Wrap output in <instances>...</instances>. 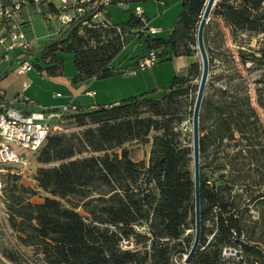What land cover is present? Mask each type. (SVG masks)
<instances>
[{"label":"trees","instance_id":"obj_1","mask_svg":"<svg viewBox=\"0 0 264 264\" xmlns=\"http://www.w3.org/2000/svg\"><path fill=\"white\" fill-rule=\"evenodd\" d=\"M205 2L182 0L165 39L149 35L134 13L122 25L110 23L108 5L100 22L74 21L63 28L42 46L40 59L48 74L56 75L61 72L56 51L71 52L77 83L120 74L110 64L131 39L143 42L156 59L193 57ZM211 17H219L232 38L264 34V0H217ZM210 31L205 26L209 66L226 59L224 34L215 32L218 40L211 43ZM237 56L241 66L261 70L254 82L255 106L241 78H229L203 95L200 239L189 264H264V120L257 112L264 114V45L253 52L239 49ZM194 77H200L196 62L174 77L160 99L141 94L66 115L83 130L48 136L36 155L39 165L57 164L36 170L37 188L48 195L41 203L30 202L34 191L7 174L8 226L40 264H174L173 258L187 254L194 237L192 149L177 128ZM137 142L150 146L147 161L129 158L126 144ZM123 239H132L134 249L122 250ZM224 247L238 250L239 258H223Z\"/></svg>","mask_w":264,"mask_h":264},{"label":"rangeland","instance_id":"obj_2","mask_svg":"<svg viewBox=\"0 0 264 264\" xmlns=\"http://www.w3.org/2000/svg\"><path fill=\"white\" fill-rule=\"evenodd\" d=\"M217 1V0H216ZM138 5L146 10L147 17L152 19L151 25L157 29H159L156 38H167L172 27L175 24V20L177 15L181 10V3L177 1L176 4L172 1L168 0H135L131 1L128 4L127 10H122L117 5H109L107 8L111 13L110 23L122 25L126 23L130 18V11H133L134 7ZM167 12L165 15L164 13ZM24 18L29 21V26L24 29L27 40H31L33 42V47L35 50V54L33 56L32 63L39 65L42 68V77L38 75V71L32 68V74L36 78L47 79L49 82L43 85L44 88L49 87V91L44 92L43 98H50L51 94L54 92H59L61 95H65L68 93L67 85L69 86H77L78 83H72L71 77L75 75V67L73 63V54L66 50H57L55 53L56 58L60 64L62 74L57 76H52L43 70L45 67L44 62L40 59L41 48L42 46L49 40L55 38V32L58 29V26L47 25L41 15L38 13L36 9H26L24 10ZM206 26L210 27L211 31L209 33L211 43L217 42L218 37L215 35V32L220 30L224 34L222 47L221 49L226 51V59L224 61L214 60L209 66L208 77L206 81L205 91L212 92L215 88H218L223 84L227 79L241 78L245 81L247 92L250 96L251 103L255 106V80L260 74L261 70H255V68L247 63L245 66H241L238 64L239 59L237 56V50H243L245 52H253L258 50L262 45H264V34L253 35L244 33L238 35L236 38H232L228 31L224 28L223 23L219 17H211V13L209 16V20ZM127 48L126 51L123 49ZM124 48L120 51V53L112 60V67H118L120 64L125 62L127 57H135V55H139L144 48L143 42H139L137 39H131L126 43ZM194 52V62L198 63L200 69V59L197 53V49L195 46L192 47ZM157 52V51H156ZM2 55V51L0 49V56ZM10 61H3L0 64V70H6V77H0V89L4 88L7 91L8 97L11 99L14 94L17 93L22 88L23 81L27 84H31L30 76H17L11 71ZM180 71H176L175 61H172L170 58L166 56H158L155 63L148 68H145L142 71H137V77L139 78L141 75H145V85L147 84V90H142L139 92L141 94H145L149 99H160L167 91V89L171 86L173 79L176 75H184L185 70L182 73ZM132 76H129V78ZM121 74H115L109 77L94 79L98 83H105L102 91L110 93L113 96H117L122 94L125 91V87L129 86V84H133V79H126ZM131 82V83H130ZM199 82L198 77H194L190 86L191 89L182 99V120L178 125V130L181 132V139L183 143L190 144L191 146V111L193 107V101L195 99V87L197 88ZM134 85V84H133ZM138 87H142V81L139 82ZM98 90L97 87H94ZM69 89V88H68ZM144 91V92H143ZM204 91V94H205ZM136 95V96H137ZM131 97V96H125ZM133 97V96H132ZM127 99V98H125ZM257 112L262 120H264V114L258 109ZM63 132L62 134H70L72 132L79 133L83 130L82 127H77L74 123L73 119H63L61 124ZM152 136V135H151ZM138 145V149L146 148L145 143L137 142L133 143L130 146H134L136 148ZM57 164H49V165H39L36 160L32 162L31 174L28 177V186L34 191V196L30 198V202H38L41 203L45 197L48 195L43 192L41 189L36 187V184L33 183L34 176L38 167H50ZM1 182V193L3 197L4 189L8 188L11 179L6 174L0 175ZM82 213L81 210H78ZM253 216L256 217V213L252 212ZM192 231H186L184 236L191 234ZM9 256H12L16 261H12L9 259ZM183 256H177L173 258L174 264H181ZM0 264H40L38 257H36L33 251L30 248L21 246L16 240L15 233L9 228L7 219L2 220V224L0 223Z\"/></svg>","mask_w":264,"mask_h":264},{"label":"built area","instance_id":"obj_3","mask_svg":"<svg viewBox=\"0 0 264 264\" xmlns=\"http://www.w3.org/2000/svg\"><path fill=\"white\" fill-rule=\"evenodd\" d=\"M109 0H0V49L2 57L7 59L10 53L17 52L12 62L11 71L24 75L33 68V47L27 40L24 29L28 26L23 18V9H36L47 25H57L55 38L63 28L76 21L81 25L90 26V22H100L102 9L108 6ZM134 15L140 18L145 27L143 12L139 7L134 9ZM89 19H87V17ZM148 33L154 34L155 29L148 28ZM54 38V39H55ZM156 61L154 52H148L140 58L135 66L120 70L124 76H135L137 71L151 67ZM28 85L22 84V90ZM92 95L93 93H88ZM56 96H60L56 94ZM78 106L68 103L58 109H47L37 112H20L8 104H0V175H15L20 179H28L31 174L32 162L50 135L63 132L62 122L66 115L75 113ZM33 183L36 184L35 181ZM37 187V185H36ZM0 217L8 218L0 182ZM138 231H143L141 228ZM122 250H133L132 239L120 242ZM238 250L224 247L223 258L235 257ZM182 263L186 254L182 255Z\"/></svg>","mask_w":264,"mask_h":264},{"label":"crops","instance_id":"obj_4","mask_svg":"<svg viewBox=\"0 0 264 264\" xmlns=\"http://www.w3.org/2000/svg\"><path fill=\"white\" fill-rule=\"evenodd\" d=\"M131 1H135V0H123L122 2L117 3L116 5L119 6L122 10H127L128 4ZM169 1V0H168ZM172 2H174V4L177 3V1H179L182 4V0H170ZM136 7H139L142 12H143V19L145 21V28H152L155 29L156 32L154 34H150L152 37H154L155 35H157L159 29L153 27L151 25L152 19H150L149 17H147L146 14V10L138 5H136L134 7V9ZM29 9V7H26L23 9V18H24V10ZM33 9V8H30ZM130 11V15L133 14L134 12ZM110 17H111V13L108 11ZM167 12L164 13V15ZM178 16V15H177ZM177 19V17H176ZM24 20L26 22H28V26H29V21L26 20L24 18ZM176 22V20H175ZM173 28V27H172ZM172 30V29H171ZM165 39V38H164ZM53 40V39H52ZM33 47V42L31 40H28ZM50 41V40H49ZM47 41V42H49ZM127 48H124L123 50L126 51ZM2 51V50H1ZM34 47H33V56H34ZM148 54V50L146 49H142L141 54L139 55H135V57H127L125 59V62L120 64L118 67H112V63L110 64V67L115 68L116 70H121V69H125L128 67H133L134 64L139 60V58L144 57ZM7 59H4L2 57V55L0 56V64L3 61H10L11 60V65L12 62L15 61V57H14V53H10ZM134 58V59H133ZM172 61H175V67H176V71H180L179 73H182L184 70H186V68L191 64L194 63V59L193 57H184V56H179V57H173L170 58ZM33 60V59H32ZM8 66V68L11 67ZM33 68L36 69L38 71V75L40 77H42L43 73H42V68L36 64L33 63ZM45 71V73L48 74L47 70H46V65L43 69ZM6 70H0V77H6L7 76V72L5 73ZM32 72V69L24 74V75H17V76H26L29 77L31 79V84H27L26 82L23 81V83H26L28 85V88L26 90H22V88L17 91L16 94H14L12 96V98L10 99L7 95V91H5L6 89L1 88L0 89V101L2 99L3 103L8 104L10 107L19 110L20 112H37V111H43V110H47V109H58L63 105H66L68 103H73L76 106H78L79 109H94L98 106H106L109 104H117L118 102L124 100L125 96H136L137 94H140L139 92H142V90H147V84L145 85V75H141L139 78L137 77V74L135 76H132L129 78V76H124V80L126 79H135L132 81V83L134 84H129V86L125 87V91L117 96H113L108 92H105L106 90L102 91V88L104 87L105 83H98L96 81H93L94 79H90V80H85V81H80L77 82L78 85L77 86H69L67 85V92L65 95H61L59 92H54L51 94L50 98H43V94L46 91H49V87L44 88L43 85H45V83H48L49 81L47 79H42V78H36L34 77L32 74H30ZM62 74V70L60 72V74H56V75H52V76H57V75H61ZM180 75V74H179ZM178 76V75H176ZM73 77L74 75L71 77V82L75 83L73 81ZM0 78V79H1ZM142 81L143 86L142 87H138L136 85L139 84V82ZM131 83V82H130ZM94 87H97L98 90H96ZM69 88V89H68ZM144 92V91H143ZM88 93H93L92 95H89ZM56 94H59L60 96H56ZM138 96V95H137ZM133 143H128L126 144V148L129 152V158L132 161H147L148 156H149V145H146V148L144 149H138V145H136V148L134 146H130ZM19 182L25 186V187H29L28 185V180L23 178L20 179ZM33 203V202H32ZM38 203V202H35ZM2 220L3 218L0 217V223L2 224ZM5 220V219H4Z\"/></svg>","mask_w":264,"mask_h":264},{"label":"water","instance_id":"obj_5","mask_svg":"<svg viewBox=\"0 0 264 264\" xmlns=\"http://www.w3.org/2000/svg\"><path fill=\"white\" fill-rule=\"evenodd\" d=\"M216 0H206L196 31V49L200 59V77L191 114V149H192V175H193V204H194V237L189 251L184 258V264H189L199 246L200 239V196H199V130L198 116L206 81L208 77L209 62L203 41L204 28L209 20L210 13ZM239 252H236V256Z\"/></svg>","mask_w":264,"mask_h":264}]
</instances>
